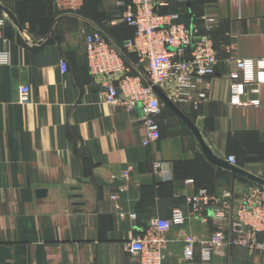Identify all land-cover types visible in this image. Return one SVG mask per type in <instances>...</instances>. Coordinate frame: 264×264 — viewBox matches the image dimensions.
I'll use <instances>...</instances> for the list:
<instances>
[{
    "label": "crops",
    "instance_id": "1",
    "mask_svg": "<svg viewBox=\"0 0 264 264\" xmlns=\"http://www.w3.org/2000/svg\"><path fill=\"white\" fill-rule=\"evenodd\" d=\"M155 1L159 14H176L179 23L207 34L218 58L206 96L186 90L176 105L215 156H233L232 164L264 179V73L246 86V105L230 103L228 78L234 59L264 58V0ZM123 2L82 0L71 14L52 0H0L21 27L0 12V50L8 53L0 64V264H140L125 243L173 208L184 219L165 234L162 264H183L185 236L196 240L195 264H264V252L228 241L205 258L202 244L218 228L219 205L207 206L203 221L187 203L205 189L229 203L233 193L236 205L254 184L238 175L232 181L213 166L164 104L156 117L160 136L144 145L141 108L103 102L105 86L86 64L84 38L93 30L147 83L144 64L122 47L134 32L124 21L132 0ZM22 84L29 104L17 102ZM156 160L165 162V172H152ZM220 223L228 240L238 236L230 212Z\"/></svg>",
    "mask_w": 264,
    "mask_h": 264
},
{
    "label": "built area",
    "instance_id": "2",
    "mask_svg": "<svg viewBox=\"0 0 264 264\" xmlns=\"http://www.w3.org/2000/svg\"><path fill=\"white\" fill-rule=\"evenodd\" d=\"M60 12L77 14L82 0H52ZM123 5V0H117ZM155 0H132L131 9L124 16L126 24L133 28V36L124 41L125 51L137 57V65L146 68L147 83L133 72L118 50L111 45L100 30H93L85 35V56L87 69L93 78L104 86L103 102L109 106L120 107L127 111L139 106L142 111L141 122L145 127L142 139L144 145L157 140L160 136L156 117L163 103L150 84L159 86L173 101H182L180 97L186 90H196L204 98L210 89L209 79L214 75L218 58L211 38L202 34L196 27H187L178 22L176 14L163 15L156 12ZM3 20L0 18V37ZM206 31L212 22L205 24ZM8 62V53L0 50V64ZM233 69L229 71V101L234 105H246L245 88L264 73V58H236ZM66 71V63H60ZM141 69V68H140ZM30 89L26 84L18 87L17 102L29 104ZM196 104V102L194 103ZM228 161L234 163L233 156ZM166 164L161 160L152 163V172H165ZM128 171L123 176L126 177ZM115 198V196H112ZM191 215L206 221L203 210L207 206H218L215 216L219 225L210 238L202 244L205 258L211 250L224 245L227 241L249 250L264 252V188L257 185L247 186L240 195L239 202L233 204L231 230L238 234L231 237L225 234L220 222L230 212L228 200L218 201L205 189L187 198ZM122 217L123 214H120ZM134 218L135 215H132ZM184 217L179 208H173L167 218L153 216L140 235L127 241L125 250L137 255L140 264H162V252L166 244V232L171 226L179 224ZM262 234L259 238L258 234ZM183 264H195L194 251L196 240L191 236L183 239Z\"/></svg>",
    "mask_w": 264,
    "mask_h": 264
},
{
    "label": "water",
    "instance_id": "3",
    "mask_svg": "<svg viewBox=\"0 0 264 264\" xmlns=\"http://www.w3.org/2000/svg\"><path fill=\"white\" fill-rule=\"evenodd\" d=\"M0 12H3L6 14V16L13 22L15 26H17L19 29H21L16 17L14 14L5 6L0 4ZM155 94L158 96L160 101L168 107L176 116L177 118L188 128V130L192 133L193 137L195 138L198 146L204 153L207 160L215 167L220 168L226 172H229L231 174L232 181H234L235 176H241L248 181L254 183L255 185L264 188V179L255 176L241 167L232 164L228 162L225 159L219 158L213 154V152L210 149L209 143L207 140L203 137L202 133L199 131V129L188 119V117L182 112V110L176 105L175 102H173L166 94L165 92L157 85L150 84ZM233 201H234V194L232 193L231 198V206H230V220L232 222V213H233ZM231 239V236H229V240Z\"/></svg>",
    "mask_w": 264,
    "mask_h": 264
},
{
    "label": "trees",
    "instance_id": "4",
    "mask_svg": "<svg viewBox=\"0 0 264 264\" xmlns=\"http://www.w3.org/2000/svg\"><path fill=\"white\" fill-rule=\"evenodd\" d=\"M81 9V8H80ZM133 35V34H132ZM132 37V36H131ZM125 51V50H124ZM125 53H127V54H129L130 55V53H128V52H126L125 51ZM157 120V119H156ZM160 133V132H159ZM251 184H254V183H252V182H250ZM255 185V184H254Z\"/></svg>",
    "mask_w": 264,
    "mask_h": 264
}]
</instances>
